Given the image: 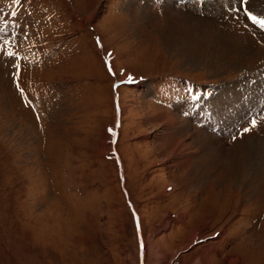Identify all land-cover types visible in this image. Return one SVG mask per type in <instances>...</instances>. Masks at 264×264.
Returning a JSON list of instances; mask_svg holds the SVG:
<instances>
[{"label":"rangeland","instance_id":"1","mask_svg":"<svg viewBox=\"0 0 264 264\" xmlns=\"http://www.w3.org/2000/svg\"><path fill=\"white\" fill-rule=\"evenodd\" d=\"M132 1L0 0V264H264V193L186 181L163 124L239 88L221 154L264 140V0Z\"/></svg>","mask_w":264,"mask_h":264},{"label":"bare ground","instance_id":"2","mask_svg":"<svg viewBox=\"0 0 264 264\" xmlns=\"http://www.w3.org/2000/svg\"><path fill=\"white\" fill-rule=\"evenodd\" d=\"M133 1L131 3H129V5L132 9L131 10L132 14L134 13L133 12V5H134L135 1L138 3L140 0H133ZM195 1L199 2V0H195ZM199 3H202V2H199ZM242 4H244V3H242ZM150 6H151V4H150ZM167 6H168V4H167ZM167 6H165V7H167ZM130 7H128V8H130ZM134 7H136V6H134ZM165 7H164V9H166ZM243 7L245 8V5H243L242 8ZM150 8L151 7H149V8L146 7L144 9L145 14L143 13L144 15L138 16V19L134 18V19H132V21L135 25L134 27L136 28V35L138 37L143 38L144 41H150L151 42L152 40L155 41V37L151 36V35H146V33L144 31L146 29V27L149 28V26H147V25H149L150 20L154 21L153 24L157 25L155 19L153 20L152 18H149L151 16V12L149 10ZM169 8H167V9H169ZM246 10L250 14H254V16H258L256 14V12H259L261 15L264 16V11H260L259 8H252L251 10L246 8ZM169 14L171 15V11ZM171 16H173V15H171ZM175 17H177V16H175ZM256 18H259V17H256ZM160 23H161V21H160ZM3 25H4V23L1 22V20H0V29L3 28ZM187 45H188V42H187ZM209 46H210V44H209ZM177 49H179V48L177 47ZM179 50L182 52V49H179ZM213 50L214 49H211V51H213ZM218 52H219L218 50L215 51V53H218ZM204 58L209 61L207 64L209 67L213 68V66L216 65L213 61H211L212 60V54L211 53L204 55ZM216 67H218V66H216ZM237 88H238V86H237ZM238 89L237 90L234 89L232 91V93H230L231 98H229V96H228L229 92L227 91L226 93L218 94L217 97L214 99V101H211V105L213 107L212 111H214V112H215V110H214L215 107L218 110V109H222V107L224 105L226 106V108L221 110L222 111L221 117L219 115V117H220L219 122H221V125L219 128H216L215 131L213 129H211V130L209 129L208 122H206L207 120L204 121L203 123H201L198 120L199 118H197L196 121L188 120V121H186L187 122L186 123V122H182V121L177 120V118H175V117H164L163 118V124L166 127L165 138L168 139L169 145L167 147L171 148V152H172V155L170 158V164L174 167H178V168H181V170L186 171V174L188 177L186 179V181L190 180L192 182L194 179H196L197 175L202 173L204 170H206L208 172L210 171V173H213V174H211V175L209 174V175L210 176L213 175V177L209 179L207 186L216 185L218 188H222L225 185L232 183L233 181L236 182V181L242 180V182L241 181H239V182H241L243 184V191L246 193V195L247 196L253 195L255 197V200H258L259 197L257 196V194L260 195V192L264 193V189L262 188L264 186V181H263L264 180V140H261V139L255 140L252 137H249V136L245 137L244 136L245 138H242L240 143L237 144L241 148V150H240L241 154L240 155H234L232 153H226L227 151L221 154V152H223V150H221V149L224 148V143L222 142V141H224V137L222 136L224 133L223 128L227 127V129H228L230 127L228 124L226 127H223V124L226 121L233 119V115H232V114H234L233 112H236V110H238L240 108L242 109L244 106L243 96H244L245 91L242 89L240 92H238ZM248 94L249 93H247V95ZM245 102H247V101H245ZM231 104H232V107H234L233 111H230V105ZM201 110H202V108H201ZM201 110L200 109L198 110V114ZM229 112H230V114L228 117ZM195 113L197 114V112H195ZM212 115H214V114H212ZM234 117H236V116H234ZM194 119H196V118H194ZM238 122L241 123L242 121L238 120L236 122V124H238ZM199 124L203 125L206 134L200 130ZM217 125H219V124H217ZM242 126H243V124H242ZM200 127H202V126H200ZM175 128L176 129L179 128L177 135L175 134L176 132H174ZM202 133H204V135H206V136L202 135ZM214 135H217L219 138L215 137ZM202 136H204V138ZM236 143H237V141H236ZM248 148H252L253 150H255V154H257V156H255V154H252L251 152H248ZM210 149H211V151L215 149L217 152H219V154L217 156L212 155L210 153L211 151H209ZM252 149H250V150H252ZM259 149H260V151H259ZM253 163L255 165H257L256 170L254 173H250L248 176V179H246L245 175L248 174V172L250 170L249 168L251 167V165ZM222 165L224 166L225 169H222L223 168ZM211 166L215 167L214 169L212 168V171L210 170ZM223 180H226L225 184L222 183Z\"/></svg>","mask_w":264,"mask_h":264},{"label":"snow or ice","instance_id":"3","mask_svg":"<svg viewBox=\"0 0 264 264\" xmlns=\"http://www.w3.org/2000/svg\"><path fill=\"white\" fill-rule=\"evenodd\" d=\"M249 19H251L253 23L258 24L259 27L264 28V20H258L256 17L251 16L250 14H249ZM9 55H11V53H9ZM252 123L253 125H255V121H252ZM245 131H248V129H245Z\"/></svg>","mask_w":264,"mask_h":264}]
</instances>
